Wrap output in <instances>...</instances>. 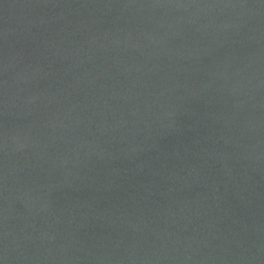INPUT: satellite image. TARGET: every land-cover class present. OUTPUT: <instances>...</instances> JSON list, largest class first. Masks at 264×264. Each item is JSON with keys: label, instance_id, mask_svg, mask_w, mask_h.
<instances>
[{"label": "water", "instance_id": "water-1", "mask_svg": "<svg viewBox=\"0 0 264 264\" xmlns=\"http://www.w3.org/2000/svg\"><path fill=\"white\" fill-rule=\"evenodd\" d=\"M0 264H264V0H0Z\"/></svg>", "mask_w": 264, "mask_h": 264}]
</instances>
